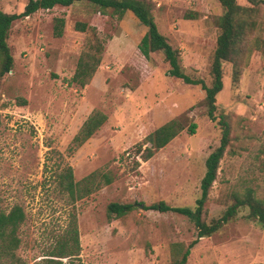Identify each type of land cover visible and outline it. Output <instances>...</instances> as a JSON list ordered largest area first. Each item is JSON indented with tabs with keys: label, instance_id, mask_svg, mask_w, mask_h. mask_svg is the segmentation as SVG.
<instances>
[{
	"label": "rangeland",
	"instance_id": "obj_1",
	"mask_svg": "<svg viewBox=\"0 0 264 264\" xmlns=\"http://www.w3.org/2000/svg\"><path fill=\"white\" fill-rule=\"evenodd\" d=\"M26 1L0 0V10L19 12ZM149 2L159 32L179 51L184 72L209 83L223 7L215 0ZM236 2L253 7L254 35L264 38V0ZM59 16L63 32L54 36L53 19ZM78 21L94 31L77 30ZM146 29L130 11L118 17L87 1L38 9L13 22L7 39L13 66L0 78V210L22 206L26 217L16 252L28 264H43L72 213L82 264H169L170 244L196 237L187 216L144 205L160 200L195 205L205 159L219 144L218 116H207L199 85L166 73L162 53L141 54L137 45ZM95 38L103 51L93 76L82 87L68 83L79 55ZM216 105L215 114H225L230 124V141L202 210L207 222L222 214L235 193L250 188L264 197L263 51L251 52L240 69L223 63ZM93 110L106 120L74 147V135ZM171 119L184 129L143 160L138 144L147 145L143 138ZM191 122L197 124L193 134L187 131ZM68 165L75 180L96 169L111 172L113 180L71 201L57 184V174ZM110 202L137 205L124 216L110 217ZM255 263H264V223L241 206L191 247L185 264Z\"/></svg>",
	"mask_w": 264,
	"mask_h": 264
},
{
	"label": "trees",
	"instance_id": "obj_2",
	"mask_svg": "<svg viewBox=\"0 0 264 264\" xmlns=\"http://www.w3.org/2000/svg\"><path fill=\"white\" fill-rule=\"evenodd\" d=\"M80 1H87L97 6L99 11L110 8L118 17H121L126 11H130L147 28L137 45L141 54L149 58L152 52L162 53L169 66L166 73L181 79L186 84L199 85L205 93L207 116L211 120H216L218 116L217 121L221 130L219 144L205 159V171L200 181V196L195 200V205L193 207L171 206L163 200L144 205L145 209L181 213L191 219L196 227V237L189 243L180 241L170 244L171 259L169 264H185L191 247L201 237L213 234L235 217L241 206H248L250 215L264 223V197H257L250 188L242 193H235L233 195L234 201L225 208L219 217L210 222L202 217L205 201L217 175L219 161L230 141V124L226 115L223 113L215 114L217 110L216 95L223 88V63H231L235 70L240 69L251 52L254 50L264 52V38L257 34L254 35L257 18L253 12V7L241 5L236 0H215L223 7V12L218 17L219 33L211 57L210 81L207 83L201 77H192L184 72L179 62V51L168 42L167 38L157 28L149 0H27L19 12L0 10V78L9 72L13 66V56L7 39L15 20L30 16L38 9H50L56 5L69 6ZM63 26L64 18L54 17L53 35L61 36ZM75 26L80 31H94L95 29L81 21L76 22ZM102 51V42L95 38L89 49L79 55L74 73L68 83H75L81 87L86 85L100 64ZM233 86L235 87L236 84ZM105 120L106 115L102 111L93 110L83 122L80 130L74 135V147L94 134ZM196 126L195 122H191L187 127L188 133H195ZM183 129L184 125L178 119L168 120L150 131L143 138L144 144L147 145L138 144L136 151L143 160H147ZM112 180L111 172L101 169L93 170L80 180H75L72 167L69 165L57 174L58 187L67 192L71 201L89 195L101 185L111 183ZM135 205L137 204L110 202L106 210L110 217L112 215L121 217L135 208ZM25 217L22 206L18 204L13 205L8 211L0 210V264H28L16 252L21 242L19 230ZM79 253L80 241L77 219L75 213H72L66 229L58 237L53 249L47 254L48 256L44 258L43 264H82Z\"/></svg>",
	"mask_w": 264,
	"mask_h": 264
}]
</instances>
